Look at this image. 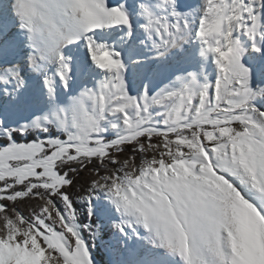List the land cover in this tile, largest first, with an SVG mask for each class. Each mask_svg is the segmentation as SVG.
Returning <instances> with one entry per match:
<instances>
[{
  "label": "snow or ice",
  "instance_id": "6c2138e0",
  "mask_svg": "<svg viewBox=\"0 0 264 264\" xmlns=\"http://www.w3.org/2000/svg\"><path fill=\"white\" fill-rule=\"evenodd\" d=\"M0 264H264V0H0Z\"/></svg>",
  "mask_w": 264,
  "mask_h": 264
}]
</instances>
